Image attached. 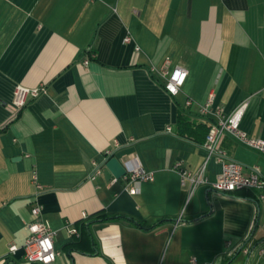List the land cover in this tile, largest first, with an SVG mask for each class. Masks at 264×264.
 Wrapping results in <instances>:
<instances>
[{
	"label": "crops",
	"instance_id": "crops-1",
	"mask_svg": "<svg viewBox=\"0 0 264 264\" xmlns=\"http://www.w3.org/2000/svg\"><path fill=\"white\" fill-rule=\"evenodd\" d=\"M166 59L187 70L175 95L163 88ZM16 85L43 90L16 108ZM242 104L240 127L264 138V0H0V264H27L35 203L54 231L51 264H264L256 191L199 185L186 202L173 168L195 171L206 157L176 133L178 112L209 129ZM218 145L264 177V155L229 136ZM110 156L153 178L133 194L104 165L91 179ZM220 169L210 156L206 177Z\"/></svg>",
	"mask_w": 264,
	"mask_h": 264
},
{
	"label": "built area",
	"instance_id": "built-area-1",
	"mask_svg": "<svg viewBox=\"0 0 264 264\" xmlns=\"http://www.w3.org/2000/svg\"><path fill=\"white\" fill-rule=\"evenodd\" d=\"M124 41L130 42L131 37L125 36ZM135 49H138V46H135ZM83 62L87 63L88 60L85 59ZM168 64L169 60L166 59L163 66L160 68V73L165 77L163 88L168 94L175 95L184 84L187 70L181 65H176L170 70ZM176 73H180L183 76L182 83L179 82V78H173ZM169 85L176 89L175 94L170 91ZM42 90V86L29 88L22 85H16L12 104L16 108H20L25 104L28 96L36 97ZM213 98L214 96L211 93L206 104L200 108L201 114H206L209 111L208 106L212 104ZM242 107L243 104L231 113L219 116L217 120L210 125L205 139L201 144V147L206 154L205 161L201 167L195 171H191L183 167L180 162L174 164L173 168L179 174L180 184L187 187L186 202L189 200L194 189L199 185H206L210 189L221 193H227L239 189H252L257 193V200L264 202V177L260 174L258 167L253 166L246 168L242 163L230 158L226 151L218 145L221 137L229 136L239 144L264 155V138L252 137L240 127ZM106 153L110 154V151H107ZM210 156H214L221 166L220 172L213 180H209L205 175V164ZM102 170V163L94 164L89 177L93 179L96 175L100 174ZM152 178V172H144L139 168H131L121 177L125 182V189L132 194L135 193L136 184L139 181L151 180ZM32 182L37 189H41L40 184L37 183L35 172L32 174ZM30 213L32 215V220L27 223L28 233L22 245L24 261L27 264H51L59 254V252L55 250L53 244L54 231L50 228L47 221L42 219V207L40 204H33ZM69 232L71 234H77L75 228H70ZM16 249L17 246L14 243H10L8 246V253H14ZM245 251H247V249ZM257 252L259 255L264 254V245L259 244L257 246ZM185 264L212 263L201 262L196 258L191 257Z\"/></svg>",
	"mask_w": 264,
	"mask_h": 264
},
{
	"label": "trees",
	"instance_id": "trees-1",
	"mask_svg": "<svg viewBox=\"0 0 264 264\" xmlns=\"http://www.w3.org/2000/svg\"><path fill=\"white\" fill-rule=\"evenodd\" d=\"M207 131H208V126L203 124H196L193 121H190L189 117L185 113L181 111L178 112L176 119V133L178 135L196 141L198 144L201 145L204 141ZM223 194L233 198H240V199L251 198V196H249L245 192V189L234 190ZM118 217L119 216H115L111 214H103L99 216L97 219L100 220L117 219ZM133 221L140 227H144L146 225L144 221H136V220ZM262 241L263 239L260 240V242H258V245ZM66 248L67 250L75 249L77 248V243L76 242L69 243L68 245H66Z\"/></svg>",
	"mask_w": 264,
	"mask_h": 264
},
{
	"label": "water",
	"instance_id": "water-1",
	"mask_svg": "<svg viewBox=\"0 0 264 264\" xmlns=\"http://www.w3.org/2000/svg\"><path fill=\"white\" fill-rule=\"evenodd\" d=\"M103 165V173L108 179H111V177L119 179L126 173L125 165L121 163L115 156L106 158L103 162Z\"/></svg>",
	"mask_w": 264,
	"mask_h": 264
},
{
	"label": "clouds",
	"instance_id": "clouds-1",
	"mask_svg": "<svg viewBox=\"0 0 264 264\" xmlns=\"http://www.w3.org/2000/svg\"><path fill=\"white\" fill-rule=\"evenodd\" d=\"M173 78H174V79L179 78V82H181V83H182V81H183V76H182L180 73H176L175 76H174ZM169 89H170V91L173 92V94L176 93V89L173 88L171 85H169Z\"/></svg>",
	"mask_w": 264,
	"mask_h": 264
}]
</instances>
